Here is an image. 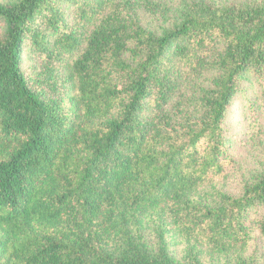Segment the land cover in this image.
<instances>
[{
    "label": "trees",
    "instance_id": "obj_1",
    "mask_svg": "<svg viewBox=\"0 0 264 264\" xmlns=\"http://www.w3.org/2000/svg\"><path fill=\"white\" fill-rule=\"evenodd\" d=\"M161 8L0 2V264H256L264 171L215 184L242 143H222L229 105L264 80V0L191 3L155 34Z\"/></svg>",
    "mask_w": 264,
    "mask_h": 264
},
{
    "label": "rangeland",
    "instance_id": "obj_2",
    "mask_svg": "<svg viewBox=\"0 0 264 264\" xmlns=\"http://www.w3.org/2000/svg\"><path fill=\"white\" fill-rule=\"evenodd\" d=\"M18 0H0L1 3H14ZM157 2L164 11L156 13L154 17H146L143 22L146 27L159 34L163 29L171 28L173 24L179 23L180 15L191 3L198 1L229 3L242 0H153ZM161 8V9H162ZM212 75L204 80V85L209 86ZM248 80L242 81L244 89L229 105L224 131L230 135L222 134V143L226 144L232 135L241 139L239 147L233 152L234 165L225 173V176L216 181L215 188L224 193L237 196L243 190L245 184L250 183L253 178L264 171V80L255 81L250 75ZM245 95L255 100L253 112L249 109ZM232 133V134H231ZM182 249V247H179ZM179 248L172 249L174 255H178ZM245 258H253L256 264H264V238L254 232L248 243Z\"/></svg>",
    "mask_w": 264,
    "mask_h": 264
}]
</instances>
